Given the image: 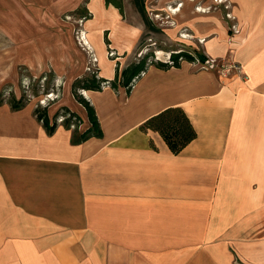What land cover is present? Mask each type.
<instances>
[{
    "label": "crops",
    "instance_id": "1",
    "mask_svg": "<svg viewBox=\"0 0 264 264\" xmlns=\"http://www.w3.org/2000/svg\"><path fill=\"white\" fill-rule=\"evenodd\" d=\"M69 1L0 0V83L22 66L30 72L22 82L55 76L60 97L48 106L49 118L67 107L84 132L91 124L72 85L92 63L60 21ZM167 1L145 0L134 23L126 4L122 15L105 0L90 1L85 36L101 77L117 74L108 31L123 56L120 72L138 62L133 53L151 37L164 43L165 56L192 44L240 71L183 61L151 65L131 93L122 86L81 90L103 136L80 144L62 124L47 133L34 113L41 95L18 111L0 105V264H264V0H231L234 32L222 15L187 8V18L176 21L188 29H171V46L143 17L164 11ZM170 107L183 108L197 132L179 154L158 132L140 129Z\"/></svg>",
    "mask_w": 264,
    "mask_h": 264
},
{
    "label": "trees",
    "instance_id": "2",
    "mask_svg": "<svg viewBox=\"0 0 264 264\" xmlns=\"http://www.w3.org/2000/svg\"><path fill=\"white\" fill-rule=\"evenodd\" d=\"M105 1L107 5L112 4L118 8L120 13L124 15L122 0ZM83 16L86 20L92 18V15L89 17L86 13H84ZM105 43L111 44L107 36H105ZM197 59L204 61L206 58L203 56H196L188 51H180L171 53L169 61H163L161 59H156V55L154 57L153 52H149L141 57L138 62L128 65L121 72L120 64L116 62L117 74L113 80H108L99 76L98 69H94L86 76L76 79L72 85V91L76 100L86 108L88 119L91 124L84 132L79 131V126L83 123L82 118L67 107H62L54 116L53 120L49 118L48 106L44 107L38 105L34 113L49 135H53L59 124H62L67 129L73 128L72 142L74 144H80L91 137L101 138L103 136V131L95 108L81 94V90L101 91L107 86L114 90H118V88L122 86L126 88L128 93H131L137 82L146 74L151 65L160 68L180 67L183 61L196 62ZM5 91L6 90H2L0 92V105L8 103L14 111L21 110L28 105L30 99L26 97L24 93L20 98H17L14 94V90H7L9 99L5 101ZM61 116L64 118L59 122L58 120ZM140 129L143 131L153 130L158 132L174 154L181 153L188 144L197 138V132L193 124L181 107H170L163 110L144 122V124L140 126Z\"/></svg>",
    "mask_w": 264,
    "mask_h": 264
},
{
    "label": "rangeland",
    "instance_id": "3",
    "mask_svg": "<svg viewBox=\"0 0 264 264\" xmlns=\"http://www.w3.org/2000/svg\"><path fill=\"white\" fill-rule=\"evenodd\" d=\"M73 1H75V0H70L68 2L66 12H64L61 15L60 21H62V23H65L66 31L68 34L71 35V38L74 41L76 38V41H77L79 39V37H78L79 33L80 32L85 33L84 23L86 22V19L83 15H84V13H86L90 17L92 11L89 7V4H90L91 0H77L78 1L77 5H74L75 3H71ZM144 1L145 0H122V3L126 4V8H127V11H125V15L128 17L129 20L133 21L132 23L140 21V16L138 13L140 12V6L141 5L143 6V4H144ZM180 3L182 4V6L179 8L178 11H180L181 9H182V11L180 13L179 12L177 13V11H175V9L178 7V5ZM164 5H165L164 7L167 8L164 11L158 12V11L151 9V11L146 12V16L143 15V17H144V21L147 22L146 24L148 25V27L150 26L151 30H153V31H155V30L159 31V35L166 41V43L169 46H171V44L173 42V41H170L171 38L169 36L171 29H173L174 27H178V25L183 26V28H181L182 31H186L188 29L186 27L187 25L185 22L180 23V22L176 21V19L179 18L181 20V22L183 20H185L187 18L185 10L187 8H190V7H192L193 9H197L198 11H200L202 8L208 9L206 12H202L204 14H206V13H218V14L222 15L223 18L227 21L229 30L232 32H234V30L237 26L236 21H235L236 17L233 13L234 12V2H232L231 0H190V1L189 0H168L166 3L164 2ZM95 6L99 9L98 5H95V4L91 5L93 10L97 11V8ZM103 19H106V18H104V16L101 15L99 12V16H98V19L96 22L101 23ZM156 25L158 26L157 29L155 27ZM105 36H107V38H109V40H110L109 31L105 32ZM179 37H180V34H179ZM95 41L100 42L101 41L100 37L97 36L95 38ZM148 44H149V46H147L145 50L143 49L141 51L135 52V53H133L132 56L135 57L136 60L140 59L146 53H149V52H153L154 57H155V55L157 57H159V56L164 57L165 56L163 53L165 51L162 50L163 48L161 47L162 44H164V43H162V44L157 43V42L153 41V39L151 37V40L148 41ZM199 44H202V43L199 42ZM5 45H6V42H4V46ZM106 45L108 48V54L110 52L114 53V55L112 57L109 56L110 59H113L116 62H119L118 61L119 58H121L123 56L119 55L118 52L113 47H111L109 44H106ZM0 47H3V45ZM5 48L6 47H4V49ZM169 49L167 52H170L171 50L172 51L185 50V51L192 52L196 56L204 55L202 50H200L196 47H193L192 44H191V46L186 44V45H183L180 47H170ZM223 60H228V59H223ZM223 60H221V61H223ZM90 67L92 68V70L98 69L93 64H91ZM88 72L90 73L91 71H88ZM29 73H30L29 70L22 66L21 68H18V77L11 78L10 76H8L7 80L0 83V92L2 90H6L5 91V93H6L5 94L6 95L5 101H7L9 99V95H8L7 90H17L19 97H21L23 95L24 90H30L28 93L24 92V94L26 97H28L30 99L28 104L35 103V102H37V98L40 97V95L42 93L41 90H52L55 88L56 84L58 83V81L56 80L57 78L55 76L53 77V79L52 78L47 79L44 83H42L41 79L40 80L39 79L34 80L31 78V79L25 81V83L29 84V87H31L30 89H26L25 84H24V82H22L21 78H22V75L26 76ZM52 73L53 72L46 73V75H51ZM99 76H100V73H99ZM60 88H61V85H60ZM39 105H40V103H39Z\"/></svg>",
    "mask_w": 264,
    "mask_h": 264
},
{
    "label": "built area",
    "instance_id": "4",
    "mask_svg": "<svg viewBox=\"0 0 264 264\" xmlns=\"http://www.w3.org/2000/svg\"><path fill=\"white\" fill-rule=\"evenodd\" d=\"M179 5L177 7L178 9L182 6V4L180 3ZM207 10L208 9L202 8L200 11L201 12H206ZM79 39L81 40L82 46L84 48H86L88 50V52L90 53V55H91V63L94 65L95 63H97V58H96L94 52L92 51V49L89 47V43L87 41L85 33L80 32L79 33ZM180 51H185V50L171 51L165 56L166 58L163 61H169L171 53L180 52ZM113 55H114L113 52L109 53L110 57H112ZM156 59H160V58L156 56ZM196 62L197 63L198 62L201 63V66L206 68V69H216L219 72H223L224 74H230L231 72L240 71V69H241L240 64H238L236 62L228 61V60L219 61V60H217L215 58H207L204 61H201L200 59H197ZM89 71H92L91 67H89ZM27 80H29V78H26L23 82L25 84V88L26 89H30L31 87H29V84L25 83V81H27ZM41 81H42V83H44L46 81V78H42ZM25 91L28 93L30 90H25ZM41 91H42V93H41V99H40L39 103H40L41 106H44V107L45 106H49L50 104L55 102L60 97V91H59V86L58 85L55 86V88L50 90V91H46V90H41ZM63 118L64 117L61 116L58 121L61 122L63 120Z\"/></svg>",
    "mask_w": 264,
    "mask_h": 264
},
{
    "label": "bare ground",
    "instance_id": "5",
    "mask_svg": "<svg viewBox=\"0 0 264 264\" xmlns=\"http://www.w3.org/2000/svg\"><path fill=\"white\" fill-rule=\"evenodd\" d=\"M179 9H175V11H178Z\"/></svg>",
    "mask_w": 264,
    "mask_h": 264
}]
</instances>
